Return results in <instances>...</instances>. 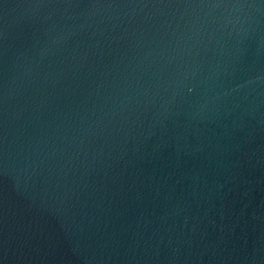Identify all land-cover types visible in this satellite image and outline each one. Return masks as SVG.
<instances>
[{"label":"water","instance_id":"1","mask_svg":"<svg viewBox=\"0 0 264 264\" xmlns=\"http://www.w3.org/2000/svg\"><path fill=\"white\" fill-rule=\"evenodd\" d=\"M0 264H264V0H0Z\"/></svg>","mask_w":264,"mask_h":264}]
</instances>
